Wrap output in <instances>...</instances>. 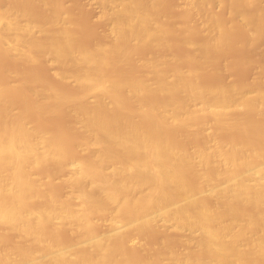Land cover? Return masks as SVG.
Here are the masks:
<instances>
[{"label":"bare ground","instance_id":"1","mask_svg":"<svg viewBox=\"0 0 264 264\" xmlns=\"http://www.w3.org/2000/svg\"><path fill=\"white\" fill-rule=\"evenodd\" d=\"M63 1L0 0V56L65 84L0 66V264H264V58L205 79L237 23L261 46L260 0H101L89 43Z\"/></svg>","mask_w":264,"mask_h":264},{"label":"rangeland","instance_id":"2","mask_svg":"<svg viewBox=\"0 0 264 264\" xmlns=\"http://www.w3.org/2000/svg\"><path fill=\"white\" fill-rule=\"evenodd\" d=\"M163 2H164V5H165V7L166 8H168L167 10H169L170 11V8L173 10V11H175V10H178L179 8H180V6H179V4H181V3H183V1L182 0H162ZM64 2V5H66V6H69V7H71V9L70 10H72V12L73 13H75V15H77V19L79 20V21H81L80 23H78V24H80V25H83L82 23H84V28H83V26H80V28H79V30L80 29H83V31L81 30V32L78 30V32L80 33V39H82V41L83 42H88V41H91V42H93V39L95 38V37H98V35H101L103 32L102 31H105L106 32V30H107V26H106V28H105V30H104V26L103 25H105V24H103V23H98V22H101V16H102V13H103V11H104V7H103V5L101 4V0L100 1H98V0H64L63 1ZM98 2V3H97ZM174 2H176V4L179 6V7H176L175 6V10L173 9L174 8V6L172 5V4H174ZM165 3H167V4H165ZM176 4H174V5H176ZM260 4V5H259ZM172 5V7H170ZM258 5L259 6H262V7H264V0H260V2H258ZM257 5V6H258ZM102 6V7H101ZM182 6H183V4H182ZM74 8H77V9H74ZM101 8H103V9H101ZM178 8V9H177ZM82 11H81V10ZM107 9H109V10H111V6H109V7H107ZM77 10H79V13H78V11ZM213 10L215 11V12H217V13H222V14H225V11H224V9L218 4H216V5H214V7H213ZM222 10V11H221ZM84 11V12H83ZM179 11V10H178ZM177 11V12H178ZM224 11V12H223ZM82 12V13H81ZM176 12V13H177ZM171 13V12H170ZM174 14L175 16H177L179 13H180V11H179V13L178 14ZM82 14H83V16H82ZM85 14V15H84ZM88 14V15H87ZM87 15V16H86ZM82 16V17H81ZM85 17H87L86 19H85ZM193 18H195V17H193ZM192 19V18H191ZM196 19V18H195ZM195 19H193L192 21L194 22V23H196L197 24V21H200V20H196L195 21ZM198 19V18H197ZM85 20H87V21H85ZM89 20H91L90 22H88ZM98 20H100V21H98ZM75 21H77V20H75ZM96 21H98L97 22V24L95 23ZM191 21V20H190ZM190 21L188 20V22H189V24L188 25H190V24H193V22L191 21V23H190ZM85 22H86V24H85ZM185 22H187V20L185 21ZM187 22V23H188ZM88 23V24H87ZM91 24V27H90V24ZM92 23H93V25H92ZM199 23V22H198ZM240 24V23H239ZM238 23H237V25H235V26H237L236 28H234L235 30H233V34L235 33V36H233V43H232V46H230L229 48H228V50H226L224 53H222L221 55H220V57L222 56V55H224V57L225 58H223V56H222V58L224 59H222V58H220V60H223L224 62H222V61H220L219 60V62H218V64L220 65H222V63H223V68H222V66H221V68L223 69H221V68H219V70L220 71H218V73H220V72H222V73H220V74H218V75H220V77L218 76V75H216V74H208L209 75V77L207 76V75H205L207 78H205L206 80H208V79H210V80H217V78L219 79V78H223V76H225L224 78H223V80H225V81H227V82H231V83H234V82H236V83H238L239 81L240 82H243V81H241V80H243L244 79V82H246V80L248 81H250V79H252V77H254L253 75H255V74H253V72L252 71H256V69H254L253 67H257V63H260L262 60H263V58L264 57H262V56H264V54L262 53L263 51H264V38L262 39V37H263V35L262 36H259L260 37V39L258 38V41L261 43L260 45L261 46H259V48H257L256 47V50H253V49H255V48H250L248 45H247V38H246V32H245V30H243L244 28L242 27V26H240ZM85 25H88L87 27H85ZM78 26V27H79ZM100 26V27H99ZM94 27L96 28V29H94ZM97 27H99L100 29H98L97 30ZM90 28H91V30H90ZM92 28L94 29V30H92ZM88 29L90 30V31H88ZM244 31V32H242V30ZM99 31L100 30V34L99 33H97V31ZM240 30V31H239ZM95 32V34L93 33V32ZM90 32H92L93 34H91V36L89 35V33ZM102 32V33H101ZM38 34H40V33H38ZM174 34H176V33H174ZM200 34V33H199ZM198 34V35H199ZM94 35H96L95 37H93L92 38V36H94ZM193 35L195 36V37H193ZM189 36L192 38V39H195L196 37H200V39H202V35L200 34L199 36H197V34L195 35V33H192V34H189ZM237 36V37H236ZM100 37H102V36H100ZM100 37H98V38H100ZM173 37H175L174 38V41H175V43H173V45H172V47L174 48H172L173 50L172 51H174L175 53L176 52H178V54H184L183 52H185V56H186V54H189L188 52H190V51H187L188 49H186L187 48V46H184L185 44H184V42L182 41L183 40V37L182 36H176V35H173ZM179 38V39H178ZM244 38H245V40H244ZM101 39V38H100ZM182 39V40H181ZM200 39H198L199 41H200ZM236 39V40H235ZM95 40H97V38H95L94 39V41ZM181 40V41H180ZM196 41H197V39H195ZM180 41V42H179ZM257 41V40H256ZM90 42V43H91ZM89 43V42H88ZM177 43V44H176ZM180 43H182V44H180ZM263 44V45H262ZM246 46V47H245ZM185 47V48H184ZM245 47V48H244ZM184 48V49H183ZM250 48V49H249ZM186 49V50H185ZM246 49V50H245ZM248 49H249V52H248ZM176 50V51H175ZM190 50V49H189ZM260 50V51H259ZM148 51V50H147ZM183 51V52H182ZM259 52V53H256V52ZM146 51L144 50V54L145 55H147L146 53H145ZM248 52V53H247ZM253 52V53H252ZM255 52V53H254ZM262 54H261V53ZM148 53V52H147ZM249 53L250 54H253L251 57L252 58H250L249 56ZM144 54H143V56H144ZM257 54V55H256ZM259 54V55H258ZM260 54H261V56H260ZM248 55V56H247ZM254 55H256L255 56V58H257L256 60H257V62L254 60L255 58H254ZM8 56H9V58H10V60H9V58H8ZM7 57L6 56H0L1 58H5V60L4 59H1L0 58V66L2 67V65H3V69H6V68H10L11 70H13L14 68H18V69H16L17 71H21V69H22V71H24V72H26L27 70H29L28 72H31V73H28V74H31V75H33V73L35 74V76H37L40 80L41 79H44V80H41V82H45L44 84H46V82H47V84L49 83V84H52V85H55V86H59L60 87V89H62V87H61V84L63 83H61V81H59L58 80V82H57V77L55 76V70H56V67H55V64H53L52 65V67L50 66V62L49 61H46V64L44 63V61L42 60V62L41 61H39V63H41L42 65H39L38 66V63H36V66H35V63H31L29 60H21L20 58H16V56H13V58L11 57L12 55H8ZM184 56V55H183ZM247 56V57H246ZM245 57H246V59H245ZM250 59H252L253 61H251V62H253V64L252 63H250V62H248L249 61V58ZM259 57V58H258ZM261 57H262V59H261ZM7 59V60H6ZM14 59V60H13ZM18 59V61H20V63L19 62H17L16 60ZM260 59V60H259ZM247 60V61H246ZM258 60L260 61V62H258ZM3 61V62H2ZM26 61L27 63H25V64H23L24 62ZM227 61V62H226ZM243 61V62H242ZM186 62V61H185ZM184 62V65H186V66H189V64L191 63L190 61V63L188 62H186L185 63ZM256 62V63H255ZM19 63V64H18ZM29 63H30V65H29ZM48 63H50V64H48ZM247 63V64H246ZM5 64V65H4ZM20 64H22V65H20ZM45 64V65H44ZM249 64V65H248ZM254 64H255V66H254ZM29 66V67H27L26 68V66ZM46 65H48V68H47V66ZM191 65V64H190ZM218 65V66H219ZM18 66V67H17ZM21 66V67H20ZM23 66H24V68H23ZM46 66V67H45ZM50 66V67H49ZM219 66V67H220ZM228 66V67H227ZM250 66V67H249ZM226 67V68H225ZM248 67V68H247ZM21 68V69H20ZM37 68V69H36ZM249 68L251 69V70H249ZM27 69V70H26ZM224 69H226V71H224ZM253 69V70H252ZM15 70V69H14ZM33 70H35L34 72H32ZM52 70L54 71V73L52 72ZM222 70V71H221ZM37 71H38V73H40V74H38L37 75ZM264 71V70H263ZM263 71H262V73H263ZM3 72V71H2ZM1 72V73H2ZM225 72V73H224ZM0 73V74H1ZM4 72L1 74L2 75V77L4 76ZM27 74V75H28ZM264 74V73H263ZM54 75V76H53ZM212 75H214V76H212ZM221 75H223V76H221ZM212 76V77H211ZM216 76H217V78H216ZM1 77V76H0ZM56 77V78H55ZM251 77V78H250ZM213 78V79H212ZM246 78H250V79H246ZM23 79V78H22ZM22 79H20V78H18V81H21ZM209 80V81H210ZM17 81V82H18ZM64 84V83H63ZM64 86H65V84H64ZM63 88H67V89H64V90H69L70 88L69 87H67V85H66V87H63ZM35 117V118H34ZM33 118L34 119H37V120H39L41 117L40 116H37V115H33ZM42 119V118H41ZM39 120V121H42L43 122V120ZM57 119V120H56ZM52 120H54L53 122H54V124L55 123H64V122H66L67 120H66V118L65 117H61L60 116V118L57 116V118H54V119H51L50 121L48 120V122L50 123V124H53V122H52ZM68 192H69V190H67V189H65V194H68ZM63 193H64V191H63ZM161 216H158L157 218L158 219H155L156 221H155V223L157 224V226L161 229H165V230H169V231H173V224L171 223V222H168V221H165V219L163 218V217H161ZM160 219V220H159ZM158 221V222H157ZM169 224H167V223ZM166 224V225H165ZM172 224V225H171ZM169 226V227H168ZM167 228V229H166ZM101 233H100V235H106L107 233H106V231H108L107 230V227H106V225H104L102 228H101ZM193 232V233H192ZM197 233H199V234H197ZM184 234L186 235V237H189V238H192L193 237V235H194V237L192 238V239H196V238H198L200 235H201V233L199 232V230H197V231H190V230H185V232H184ZM190 234V235H189ZM191 234H192V236H191ZM159 235H161L160 233L159 234H157L156 235V233L154 234V238L151 236V238L152 239H150V241L152 242L153 241V239H154V241H156L155 239H156V237H157V239H159ZM188 235V236H187ZM198 235V237H195V236H197ZM156 236V237H155ZM159 236V237H158ZM141 242H143L140 238H138V237H134L133 238V245H136V246H138V245H141V244H143V243H141ZM183 249V248H182Z\"/></svg>","mask_w":264,"mask_h":264}]
</instances>
